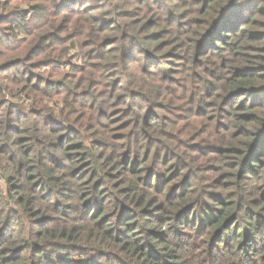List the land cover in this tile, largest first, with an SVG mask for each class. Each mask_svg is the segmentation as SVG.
Segmentation results:
<instances>
[{"label": "clouds", "instance_id": "9594fccd", "mask_svg": "<svg viewBox=\"0 0 264 264\" xmlns=\"http://www.w3.org/2000/svg\"><path fill=\"white\" fill-rule=\"evenodd\" d=\"M40 2L44 18L39 23L29 13L28 17H13L11 27L0 25V65L6 63L11 52L19 50L15 47L16 43L21 48L28 46V31L33 35L41 28L47 31L65 15L66 24L79 20V25H83L87 20L91 25V17L106 13L105 19L115 21L111 25L112 31L107 34L122 39L100 48L99 43L105 33L97 36L93 31L89 35V29L83 27L78 39L97 41L91 46L94 49L91 58L89 50L80 47L73 49L78 50L80 55L72 59L70 64L62 63L59 67L55 64L48 68L30 67L43 56H33L7 69L0 67V99L6 101L0 105V148L8 146L6 155L0 153V184L7 189L8 177L16 176L21 164L31 165L38 180L43 178L48 181L49 178L58 177L50 185L55 189V199L48 205L51 208L56 201L60 202L59 208L67 219L59 218L58 225H68L80 218L91 220L89 214L98 213L103 208L110 214L112 227H116L114 222L120 215L119 194L115 193L105 173L118 171L119 165L114 169H110L109 165L122 158L121 153L130 150V155L143 169L141 175L146 178H133L135 198L143 196L141 204L146 201H151L153 205L161 204L163 214L173 217L161 227L167 243L158 247L166 253L163 257L165 262L264 264V228L255 234L247 231L251 227L247 216L251 213L245 215L247 209L253 207L264 212V200L260 199L261 193H264V156L260 157L261 168L251 169V175L246 171L240 174L239 179L235 175H224L223 180L217 181V176L239 168V162L225 157L204 158L186 150L187 145L195 143L193 135L199 131L201 124L207 127L196 140L208 144L214 139L212 130L215 121L209 122L206 118L198 120L195 110L203 106L202 97L211 80L207 70L220 71L219 62L211 59L201 66L194 56L188 36L182 34L185 29L180 24L186 17L179 13L187 11L189 15L193 14L195 0H165L168 4L165 12H147L138 0H70L73 7L66 13L57 8L61 0ZM232 4L237 10L247 13L249 4L256 5L251 11H259L264 0H232ZM97 5L103 7L93 12L91 9ZM14 7L0 4V12L13 11ZM125 11L133 12V16H121L120 13ZM169 12L176 14L175 24H168L166 16ZM150 17L154 19L155 27L141 30ZM165 25H168L169 30L163 39L170 40L169 46L185 58L179 61L181 67L175 82L171 79L174 74L170 71L168 57L164 55L168 48H157L152 41L143 39L150 31L159 30ZM44 43L48 44L49 41ZM52 47L55 48V45ZM150 52L161 59L155 64L151 63L148 59ZM76 65L80 67H74ZM32 72H39L40 76H46L47 79L40 80L37 76L33 84L20 90L22 82ZM229 75L231 69L225 72L226 77ZM14 78H17V82L10 84ZM223 99L224 95H221L219 100ZM257 103L264 105V90H260L258 100L252 93L241 92L232 101L229 111L237 107H255ZM9 105L13 106L12 115H9ZM17 111L20 112L19 117ZM10 124L18 131H10ZM119 133L124 135L120 136ZM21 137H28L27 143H22ZM73 144L79 147L75 153H70L68 148ZM26 151L30 152V156H25ZM9 156H12V160H9ZM81 162H90L89 168L105 180L103 186L108 189L107 192H93L91 185L94 181L85 183L72 178L73 170ZM57 164L61 167L57 168ZM209 164L217 165L220 172L208 171ZM121 176L127 183V174L121 173ZM225 180L229 181L227 186ZM16 182L31 187L26 176L24 179L17 178ZM144 184L150 187H144ZM224 199L232 202V207L225 210L226 214L236 212V215L222 227L223 216L217 211L219 204L212 202ZM86 200L88 204H85ZM237 204L239 211L236 209ZM18 207L21 206L14 195L8 191L0 193V229L5 228L3 221L10 211ZM41 207L43 205L36 201L29 205L33 211ZM182 208L184 211L176 218L175 213ZM136 210L139 212V207ZM16 215L18 218L8 224L7 243L0 242V264H12L7 258L14 254L5 251L6 248L23 244L25 248L22 254L28 259V252L35 244H43L54 238L46 235L44 239H39L35 235L39 229L31 224L29 212L21 210ZM138 219L140 235L147 236L146 230L150 225L145 223L143 217ZM260 219L264 221V215ZM62 230L67 235V227ZM83 232L84 229L78 227L71 239L63 241L67 244L86 243L87 251L82 256L75 254L81 251L79 249L59 248L48 243L46 248L52 249L51 260L60 258L63 264H77V261L80 264H120L118 256L109 253L130 256L128 249L121 252L120 247L111 244L107 237L85 242ZM67 254H71V259ZM131 259L135 260V257Z\"/></svg>", "mask_w": 264, "mask_h": 264}, {"label": "trees", "instance_id": "16d2710c", "mask_svg": "<svg viewBox=\"0 0 264 264\" xmlns=\"http://www.w3.org/2000/svg\"><path fill=\"white\" fill-rule=\"evenodd\" d=\"M16 1L0 0V4L11 8ZM138 2L147 12H165L168 9V4L165 3V0H138ZM34 3L36 5L35 7H31V10L22 9L19 7V4L16 5L15 3L13 11L7 13L0 12V25L11 27L13 17L17 15L28 17L29 13H31V18L39 23L44 18L43 5L40 0H34ZM72 7L73 5L70 0H61V3L57 6L62 13H66ZM102 7L103 5H97L91 10L96 12ZM247 7L249 11L245 13L234 8L232 0H195L193 14L189 15L187 11L179 13L180 16L186 17V19L181 21L180 27L185 29V32L182 34L188 36L194 56L198 59L199 64L202 66L208 59H211L213 62H219V72H215L212 69L207 70L211 76V80L202 97L203 106H198L195 110V117L198 120L203 121L206 118L209 122L215 121L212 130L214 139L208 144L196 140V137L207 127L206 124H201L199 125V131L193 135L195 143L187 145L186 149L194 155L204 158L212 157L215 159L217 157H225L239 162V168L217 176V181L223 180L224 175H235L239 179L240 174L246 171L248 175H251V169L261 168L260 157L264 156V105L257 103L255 107L250 106L246 109L237 107L229 111V108L232 107V101L238 93H252L258 100L260 90H264V5H260L259 11H251V9L256 7L254 4H249ZM106 15V13L94 15L91 17V25L88 24L87 20H85L83 25H79V20L66 24L67 16L65 15L58 24L50 27L47 31L41 28L34 35L31 31H28L26 33L29 37L28 46L21 48L19 43H16L15 47L19 50L11 52L6 63L0 65V67L7 69L9 66L21 64L33 56H43V58L32 63L30 65L32 68H48L53 64L59 67L62 63L70 64L67 47L69 44L71 49L87 48L91 58V52L94 51L91 46L96 44L97 41L94 39L79 40L78 36L81 34V28L87 27L89 35H92L93 31H95L97 36L105 33L99 43L100 48L114 44L117 39H122V37L107 34L112 31L111 25L115 21L111 18L105 19ZM120 15L130 18L133 16V12L125 11L120 13ZM174 15L176 14L170 12L167 14L166 19L168 24H175ZM77 25L79 26L77 27ZM93 25L95 28H93ZM154 27L155 21L150 17L141 26V30ZM168 30V25L162 26L159 30L150 31L143 39L152 41L157 48H168L164 55L168 57L167 62L170 65V71L174 74L171 79L175 82L179 75L178 69L181 67L179 61L185 58L179 55L174 47L169 46L170 40L163 39ZM45 41H49V43L45 44ZM52 45H55V48ZM176 47H179V45ZM77 52L80 55L78 50ZM61 57L63 59H60ZM235 58H239V60ZM148 59L151 63L155 64L161 57L150 52ZM74 67L80 66L76 65ZM228 69H231V75L226 77L225 72ZM81 71H83L82 68ZM37 76H39L40 80L47 79L46 76H40L39 72H32L22 82L20 90L33 84V80ZM16 82L17 78H14L10 81V84ZM221 95H224L223 100H219ZM4 103L6 101L0 99V105ZM16 107L17 109L19 108V106ZM12 111L13 106L9 105V115H12ZM33 111L36 110L33 109ZM16 114L19 117L20 112L17 111ZM120 127L123 128L124 126L120 125ZM9 130L18 131L11 124L9 125ZM118 135L122 136L124 133H119ZM28 139V137H21V142L27 143ZM217 140L221 142L217 143ZM78 147L75 144L70 145L68 151L75 153ZM6 149H8V146L4 145L3 148H0V153L6 155ZM25 156H30V152L26 151ZM121 157L109 165L110 169H114L119 165V170L105 173L107 181L111 182L115 193L119 194L120 215L117 216L114 222L116 227H112L113 222L110 220V214L106 213L103 208L98 213L91 212L89 214L91 220L80 218L74 219L68 225H58L57 221L59 218L67 219L59 208L60 202L56 201L51 208L48 207L55 199L53 194L55 189L50 185L58 177L49 178L48 181H45L43 178L38 180L36 179V175L33 174V166L21 164L16 176L8 177L7 189L3 184H0V193L8 191L10 195H14L18 199V204L21 206L12 209L9 216L4 219L5 228L0 229V242L7 243L9 238L7 231L8 224L13 219L18 218L16 214L21 212V210L30 213L32 217L31 224L37 226L39 229L35 232V235L39 239H44L46 235L53 236L54 238L45 241L43 244H35L28 252V259H25L22 254L25 245L21 244L14 248H6L5 251H11L14 254L7 259L12 264H63L60 258L57 261L51 260L50 253L52 249L46 248L48 243H53L59 248L79 249L81 251H77L75 254L82 256L87 251L86 243H63L64 240L71 239L72 234L79 227L84 229L82 238L85 242L89 239H103L107 237L111 244L120 247L121 252L128 249L130 256L109 253L117 255L120 264H140V262L142 264H171L170 261L165 262L163 257L166 253L162 252L161 247H158V245L163 246L167 243L165 232L161 230V227L164 223L173 219V217L163 214L161 204L153 205L151 201L141 204V201L144 199L143 196H140L139 199L135 198L133 178L139 180L146 179L141 175L143 169L136 162L135 158L130 155V150L121 153ZM108 159L110 160L111 157ZM9 160H12V156H9ZM89 163L81 162L80 166L73 170L72 178L84 181L85 183L89 180L94 181L91 185L93 192H107L108 189L103 186L105 180L100 178L96 171L89 168ZM56 167L59 168L61 165L57 164ZM207 167L210 172H220V169L215 164H209ZM25 168H27L26 172ZM82 169L86 170L82 171ZM89 171H91V176H89ZM121 173L127 174V183H125V179L121 176ZM25 176L31 183L30 188L26 184L16 182L17 178L24 179ZM228 183L229 181H224L225 186ZM144 187H150V185L144 184ZM185 195L187 196L188 194L186 193ZM90 199H95V197H91ZM134 199L135 204H133ZM260 199L264 200V193H261ZM125 200L128 202L125 203ZM33 201L43 205V207L34 211L29 209V205ZM88 203L89 201L86 200L85 204ZM212 203L219 204L217 211L223 216L222 227L227 225L236 215V212H232L230 215L225 212L226 209L232 207L230 200L224 199L223 201H213ZM253 204L255 205L256 202L253 201ZM137 207L140 209L139 212L136 210ZM236 209L239 211L238 204L236 205ZM170 210L171 206L169 207ZM183 211L184 209L182 208L176 212L175 217L179 218ZM248 212L251 213V215L247 216L251 227L247 231L255 234L261 228H264V221L260 219L264 215V212L259 211L257 207L247 209L245 215ZM138 217H143L145 223L150 225L146 230L147 236L140 235L141 228ZM63 227H67V235L62 230ZM109 233H114L115 235H109ZM29 234H32L31 230ZM129 241H133V243L130 244L128 243ZM16 253H21V255H16ZM67 255L71 259V254ZM33 257H35L34 260L32 259ZM131 257H135V260L131 259ZM77 264H80V262L77 261Z\"/></svg>", "mask_w": 264, "mask_h": 264}, {"label": "rangeland", "instance_id": "374dc122", "mask_svg": "<svg viewBox=\"0 0 264 264\" xmlns=\"http://www.w3.org/2000/svg\"><path fill=\"white\" fill-rule=\"evenodd\" d=\"M18 5L19 7H21L22 9H27V10H31V7H35V3L34 0H17L16 2H14V5ZM68 47V59L69 62L71 63L72 59L76 58V56H78V52L77 51H73V49H71L70 44L67 46Z\"/></svg>", "mask_w": 264, "mask_h": 264}]
</instances>
